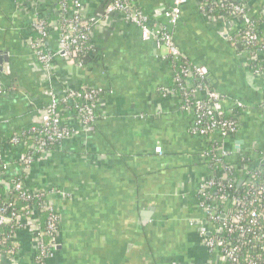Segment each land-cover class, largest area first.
Segmentation results:
<instances>
[{
	"label": "crops",
	"instance_id": "1",
	"mask_svg": "<svg viewBox=\"0 0 264 264\" xmlns=\"http://www.w3.org/2000/svg\"><path fill=\"white\" fill-rule=\"evenodd\" d=\"M56 1L43 0L39 8H55ZM105 1L83 0L94 53L82 60L59 51L51 21L47 48L55 57L46 72L29 47L37 10L24 1L0 0V51L8 58V79L0 83V135L39 123L52 94L101 91L93 126L37 155L26 179V185L52 191L58 249L48 264H207L195 189L209 175L202 153L210 142L191 135V115L159 93L172 82L163 49L143 41L121 13L105 15ZM172 2L136 0L154 23H165ZM249 6L252 16L264 14V0H250ZM172 31L182 55L207 68L223 111L241 109L236 138L242 148L264 151V79L246 67L220 25L200 16L192 0ZM2 154L14 176L22 152L10 147ZM16 239L20 254L2 256L1 263L32 264L33 237L20 231Z\"/></svg>",
	"mask_w": 264,
	"mask_h": 264
},
{
	"label": "built area",
	"instance_id": "2",
	"mask_svg": "<svg viewBox=\"0 0 264 264\" xmlns=\"http://www.w3.org/2000/svg\"><path fill=\"white\" fill-rule=\"evenodd\" d=\"M40 1L24 0L34 9ZM188 1L173 0L164 11L165 23L152 22L136 0H106L103 12L121 13L139 29L143 41H152L163 49L162 57L171 64L172 82L168 87H160L159 93L162 97L175 98L180 110L191 115L188 127L191 135L210 142L202 153L209 175L195 189L201 212L197 220L198 235L208 251L207 264H264V151L242 148L243 144L236 138L242 125L240 119L226 117L220 94L204 84L207 68L187 62L182 55L172 30ZM192 1L200 16L220 25L227 40L244 56L246 67L256 76H264V14L259 18L252 16L250 0ZM57 3L59 23L55 31L59 51L67 58L82 60L94 53L90 44L92 23L81 15L83 0H57ZM30 26L34 36L29 47L43 70L50 72L55 56L48 51L47 41L53 28L37 12ZM233 32L237 33V39L232 37ZM100 95L101 91L95 88L69 89L61 96L52 94L39 125L17 132L9 139L0 136L3 174H8V164L2 153L10 147L18 152L24 146L28 148L17 161V173L9 186L4 187L0 203V264L2 256L12 258L20 254V246L5 248L7 239H16L20 231L30 233L34 239L32 264H48L57 247L56 213L49 201L52 191L27 186V171L37 155L93 126ZM156 152L160 153V148ZM239 181L242 182L238 186ZM42 213L47 215L44 223ZM5 227L12 228L11 234L2 237ZM46 235L50 236L49 243L43 240Z\"/></svg>",
	"mask_w": 264,
	"mask_h": 264
},
{
	"label": "trees",
	"instance_id": "3",
	"mask_svg": "<svg viewBox=\"0 0 264 264\" xmlns=\"http://www.w3.org/2000/svg\"><path fill=\"white\" fill-rule=\"evenodd\" d=\"M20 1H24V0H15L14 2H16V3H18L19 4V2ZM41 1L40 2H38V3H36V10H37V14L39 15V16H44L45 18H47V22L49 23V24H51V21H55V23L57 24V23H59V19H58V14H59V10H58V3H57V1H56V4H55V8H53L51 5H48L47 6V8L46 9H43V10H41L39 7H41ZM44 5V4H43ZM42 5V6H43ZM48 11V12H47ZM50 11V12H49ZM47 12V14H44V13H46ZM256 18H259L260 16H255ZM33 35H34V33H33ZM232 37H234V39H237V33L236 32H233L232 34ZM264 37V35L262 36V38ZM230 44H231V42H229ZM242 51V50H241ZM187 60V62H190L188 59H186ZM191 63V62H190ZM171 65V64H170ZM259 77H261L262 79H264V76H259ZM204 84L207 86V87H209L210 89L212 88V87H210L209 86V84H208V80L206 79L205 80V82H204ZM48 105V104H47ZM225 116L226 117H237V118H241V116H242V111H241V109L240 108H234V109H232V112H230V113H225ZM34 125H39L38 123H36V124H34ZM34 125H31V126H29V127H25V128H22V131H27V130H29L30 129V127H32V126H34ZM0 136H2V135H0ZM12 136V134H5V135H3V137L4 138H7V139H9L10 137ZM27 147L26 146H24L20 151L23 153V154H25L26 152H27ZM10 177H8V178H6V180H8ZM26 184V183H25ZM4 185L3 184H0V195H1V198H0V203H2L3 202V198H2V196H3V194L5 193V189H4ZM35 188H37V187H35ZM37 189H41V188H37ZM20 205H23V203H19ZM33 204V203H32ZM37 205V203L35 204V206ZM41 215V221H42V223H44L45 222V220L47 219V215L46 214H44V213H42V214H40ZM14 229V228H13ZM12 230V228L11 227H5L4 228V230H3V234H2V237H6V236H8V235H10L11 233H10V231ZM56 231H57V234H58V227H57V220H56ZM43 240H44V242L45 243H49V241H50V236L49 235H46V236H44L43 237ZM17 247V246H19V242L17 241V239H12L11 237H9L8 239H7V242H6V247L5 248H11V247Z\"/></svg>",
	"mask_w": 264,
	"mask_h": 264
},
{
	"label": "water",
	"instance_id": "4",
	"mask_svg": "<svg viewBox=\"0 0 264 264\" xmlns=\"http://www.w3.org/2000/svg\"><path fill=\"white\" fill-rule=\"evenodd\" d=\"M43 0H41L42 2ZM3 52L0 51V83H4L5 80L8 79V75L6 74V69L4 67L5 64L8 63V58L5 54H2ZM239 143L241 144L242 142L239 141ZM242 181H239L238 186L241 184ZM56 249H58V247H56Z\"/></svg>",
	"mask_w": 264,
	"mask_h": 264
},
{
	"label": "rangeland",
	"instance_id": "5",
	"mask_svg": "<svg viewBox=\"0 0 264 264\" xmlns=\"http://www.w3.org/2000/svg\"><path fill=\"white\" fill-rule=\"evenodd\" d=\"M33 165H34V161H32L29 169H28V176L26 179L29 178V175H30V172H31V169L33 168ZM16 166L19 167V162H16ZM18 170V169H17ZM10 177L8 180H6V178ZM11 178L12 176L10 174H3V171H0V184H3L5 186V184H7V186L10 184V181H11ZM29 186V185H27ZM31 187V186H30ZM26 232V231H24Z\"/></svg>",
	"mask_w": 264,
	"mask_h": 264
}]
</instances>
